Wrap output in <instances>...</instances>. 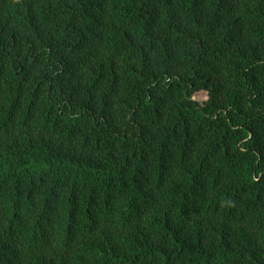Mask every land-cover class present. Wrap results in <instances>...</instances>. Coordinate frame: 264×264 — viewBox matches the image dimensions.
Wrapping results in <instances>:
<instances>
[{"label": "trees", "instance_id": "obj_1", "mask_svg": "<svg viewBox=\"0 0 264 264\" xmlns=\"http://www.w3.org/2000/svg\"><path fill=\"white\" fill-rule=\"evenodd\" d=\"M0 264H264V0H0Z\"/></svg>", "mask_w": 264, "mask_h": 264}, {"label": "rangeland", "instance_id": "obj_2", "mask_svg": "<svg viewBox=\"0 0 264 264\" xmlns=\"http://www.w3.org/2000/svg\"><path fill=\"white\" fill-rule=\"evenodd\" d=\"M194 98L196 100L203 101L206 98V96L204 92H197L194 94Z\"/></svg>", "mask_w": 264, "mask_h": 264}]
</instances>
